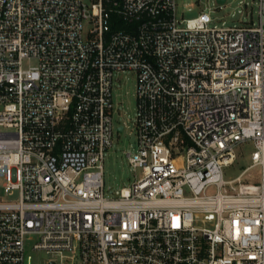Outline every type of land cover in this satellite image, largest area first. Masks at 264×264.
Segmentation results:
<instances>
[{"label":"built area","instance_id":"obj_1","mask_svg":"<svg viewBox=\"0 0 264 264\" xmlns=\"http://www.w3.org/2000/svg\"><path fill=\"white\" fill-rule=\"evenodd\" d=\"M257 3L258 22L219 26L204 9L178 17L177 0H0V264H264ZM127 69L140 175L106 197ZM243 143L248 163L226 179Z\"/></svg>","mask_w":264,"mask_h":264},{"label":"rangeland","instance_id":"obj_2","mask_svg":"<svg viewBox=\"0 0 264 264\" xmlns=\"http://www.w3.org/2000/svg\"><path fill=\"white\" fill-rule=\"evenodd\" d=\"M258 0H227L224 7L219 8L216 0H177V15L180 18H191L204 9L216 17L219 26L242 25L251 21L258 22ZM243 2V5L240 3ZM212 8V10L209 9ZM216 8V9H214ZM214 9V10H213ZM90 23L84 22V32L90 30ZM137 76L132 70L115 73L113 84V101L116 107L114 113V136L112 146L105 151L103 159L105 196L115 197V192L124 186H129L140 175L129 160L127 152L137 149V132L135 122L138 116L137 108ZM119 125H124L123 131H118ZM252 150L251 143H243L238 147V159L234 165L225 169V178L237 176L248 163V154ZM253 178L248 181L258 182L259 171L251 170ZM35 257L41 263L49 257L44 251L35 252ZM60 264V261H59ZM62 264H71V259L65 257Z\"/></svg>","mask_w":264,"mask_h":264},{"label":"trees","instance_id":"obj_3","mask_svg":"<svg viewBox=\"0 0 264 264\" xmlns=\"http://www.w3.org/2000/svg\"><path fill=\"white\" fill-rule=\"evenodd\" d=\"M109 5V3H107ZM111 22H112V28L116 29L119 27H125V21L120 17L119 13L116 11V9L111 10Z\"/></svg>","mask_w":264,"mask_h":264},{"label":"water","instance_id":"obj_4","mask_svg":"<svg viewBox=\"0 0 264 264\" xmlns=\"http://www.w3.org/2000/svg\"><path fill=\"white\" fill-rule=\"evenodd\" d=\"M217 1L223 3L225 0H217ZM118 130H119V131H122V130H123V126L120 125V126L118 127Z\"/></svg>","mask_w":264,"mask_h":264}]
</instances>
